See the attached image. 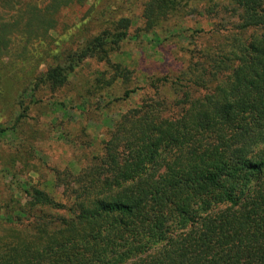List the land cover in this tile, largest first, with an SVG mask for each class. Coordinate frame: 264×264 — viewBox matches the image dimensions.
<instances>
[{
    "label": "trees",
    "instance_id": "obj_1",
    "mask_svg": "<svg viewBox=\"0 0 264 264\" xmlns=\"http://www.w3.org/2000/svg\"><path fill=\"white\" fill-rule=\"evenodd\" d=\"M198 6L212 23L209 33L226 39L195 51L182 76L188 89L205 94L176 120L154 114L162 104L143 102L123 117L131 129H114L89 171H56L71 203L25 189L27 202L0 220L31 227L32 240L0 245V264H264V0H145L143 30L152 34ZM130 26L113 18L94 38L52 55L33 86L15 85V126L26 94L63 88L89 58L109 63ZM28 43L15 45L0 30V62L7 57L0 94L10 90L6 67ZM115 71L113 81L125 76L118 65Z\"/></svg>",
    "mask_w": 264,
    "mask_h": 264
},
{
    "label": "rangeland",
    "instance_id": "obj_2",
    "mask_svg": "<svg viewBox=\"0 0 264 264\" xmlns=\"http://www.w3.org/2000/svg\"><path fill=\"white\" fill-rule=\"evenodd\" d=\"M144 1L0 0V30L4 28L15 45L19 39L29 40L24 54L16 53V61L6 67L8 85L5 79L4 84L10 90L0 94L4 131L0 133V218L27 202L25 189L41 190L60 204L71 203L63 196L65 186L56 182L55 172L76 177L89 171L93 160L104 155L112 131L131 129L132 121L125 126L123 117L143 102L162 104L159 114H154L176 120L192 100L205 94V90L188 89L182 76L195 61V51L216 48L226 42L224 35L209 33L212 23L201 6L198 13L170 18L147 35L141 19ZM113 18H127L131 26L127 40L108 56L109 63L89 58L63 88L30 91L23 100L27 110L15 126L20 99L15 85L29 80L33 86L52 66V55L94 38ZM2 60L0 66L6 65L7 57ZM115 65L125 76L113 81ZM163 78L167 83L161 88L157 81ZM164 165L153 168L154 180ZM32 234L31 227L0 220V245L31 241Z\"/></svg>",
    "mask_w": 264,
    "mask_h": 264
}]
</instances>
